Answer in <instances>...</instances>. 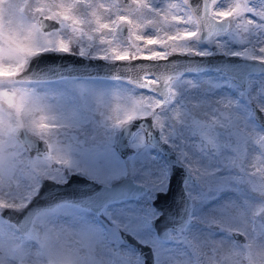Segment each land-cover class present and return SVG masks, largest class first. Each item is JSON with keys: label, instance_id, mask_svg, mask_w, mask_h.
<instances>
[{"label": "rangeland", "instance_id": "374dc122", "mask_svg": "<svg viewBox=\"0 0 264 264\" xmlns=\"http://www.w3.org/2000/svg\"><path fill=\"white\" fill-rule=\"evenodd\" d=\"M236 2L219 0L216 7L217 10L231 8ZM241 2H247L254 10L244 17L253 21L252 25L245 24L248 28L245 44L233 40L227 48L218 49L197 38L185 46L204 53L217 50L230 53L244 46L255 49L264 44V0ZM38 3L39 0H0V40L33 24ZM145 3L153 11L144 8L134 13L133 19L143 25L140 31L146 37L159 35L157 29L167 27L163 21L159 23L160 13L167 14L170 21L172 5H176L173 11H184L183 0H145ZM99 4L110 9L103 13L106 22L133 9L129 0H91V7L74 10V15L85 20L84 29L88 33L93 27L89 13ZM187 13H192L189 7ZM227 29L231 34L243 35L235 19L229 21ZM125 30V34L118 31L113 35L116 45L126 46L127 26ZM179 30H194V26H179ZM45 32H58L70 40L76 49L72 51L79 52L83 45L86 55L89 50L98 53L103 47L98 44V37L94 36L92 41L77 39L60 25ZM171 87L176 91L175 96H167L155 114H148L194 180L185 186L192 200L189 220L182 229H170L169 239L164 241L151 225V218L158 212L151 198L155 190L164 189L167 180L164 158L144 141L141 129L134 130L129 137L128 144L134 152L125 159L113 145L116 131L122 125L117 126V119H123V110L130 109L133 100L145 103L161 100L157 93L121 78L0 81V90H26L43 108L42 112L24 110L18 114L15 109L0 104V202L19 206L34 192L40 176L63 180L70 171L82 172L105 183L129 173L137 182L149 186V191L138 197L110 202L97 214L71 203L42 209L33 221L43 219L47 235L43 230H32L31 224V236L27 233L14 236L10 229H16L14 224L0 216V227L4 228L0 234V258L10 259L11 264H110V253L115 249L124 254L120 264H143L137 249L120 237L118 230L123 229L151 245L154 264H218L216 250L221 251L219 264H264V246L250 240L245 248V236L241 240L233 236L234 231H247L253 222L264 227V175L255 173L257 167H264V144L258 141L264 126L251 112L252 103L264 111V74H248L245 85L241 86L224 72L201 70L176 76ZM221 112L231 118L234 126L248 130L239 139L238 153L237 141L225 130L211 125L213 116ZM39 115L49 117L47 136L31 127V120ZM9 125L15 130L24 126L46 144V149L29 153L15 133L6 135ZM98 152L104 153L108 161L103 169L93 163ZM189 165L198 166L201 171L194 173ZM125 210L135 213L136 226L131 230L122 228ZM84 227L96 230L95 241L90 246L82 242L80 231Z\"/></svg>", "mask_w": 264, "mask_h": 264}, {"label": "snow or ice", "instance_id": "6c2138e0", "mask_svg": "<svg viewBox=\"0 0 264 264\" xmlns=\"http://www.w3.org/2000/svg\"><path fill=\"white\" fill-rule=\"evenodd\" d=\"M129 3L133 6L129 14L117 15L107 22L103 19V13L110 10L106 5L99 4L97 7L92 8L89 16L91 17L90 23L93 27L91 33H88L84 29L85 20L74 15V10L80 6L91 7V0H39L37 7L34 9L35 22L20 31H14L11 34L5 35L0 40V81H10L19 77L25 69L28 60L41 51L64 53L72 51V42L66 40L58 32L55 34L45 32L43 21L52 20L57 22L62 29L75 34L77 39L83 38L92 41L94 36L98 37V44L103 46L101 51L93 53L89 50L87 54L92 55L95 59L111 62L137 60L162 61L167 60L172 55H187L189 53L202 56L205 55L204 52L187 47L185 43L200 38L204 42L215 45L218 49L221 47L227 48V45L233 40L243 45L245 44L244 36L248 33V28L245 27V24H253L251 20H244L246 13L254 11L247 2L237 0L231 8L217 10L216 5L219 3V0H204L203 15L196 16L194 13H187L189 0H183L184 11L177 13L173 11L176 5H172L173 10H170L172 11L170 21L167 14L160 13L159 23L163 21L167 27L158 28L159 35L146 37L140 31L143 25L138 20L133 19V14L138 13L144 8H149V11H153V9L145 3V0H129ZM234 19L236 27L243 30V35L231 34L230 30L224 27H216L217 25H225L226 21ZM242 20H244V23H240ZM188 25H193L194 30H179V26ZM122 26H127L129 29L128 41L126 46L123 47L116 45L113 39V35ZM172 26H175V30H172ZM221 33H223V36H221ZM79 54L81 56L86 54L83 45L79 48ZM229 55L247 58L264 65V44H260L255 49L244 46L239 51L230 52ZM173 79V75L144 72L140 75L138 83L141 87L148 90L163 87L169 97H174L176 91L171 87ZM164 103V100H157L155 103L133 100L131 108L123 110V119H117V126L130 121L138 113L142 115H147L149 112L155 114L156 109L162 107ZM0 104L6 105L10 109H15L18 114L24 110L29 112L43 111L41 102L39 100L33 101L31 94L26 90L11 92L0 90ZM117 111H120V109L118 108ZM52 118L54 119L55 117ZM48 119L49 117L45 115L33 118L30 122L32 129L45 136L49 135V125L46 122ZM157 119L159 120L160 118L157 117ZM211 125L225 130L237 141L236 152L238 153L239 139L248 130L234 126L231 118L222 112L213 116ZM161 126L163 127V125ZM14 133L15 128L10 125L7 126L6 135L12 136ZM258 141L264 144V133L260 134ZM93 163L98 169H103L108 161L104 153L98 152L93 158ZM189 166L193 169L194 173L198 174L201 171L198 166ZM255 173L264 175V167H257ZM7 206L0 202V208ZM121 223L124 229L131 230L135 228V213L125 210V218ZM10 229H13L12 235H21L16 229ZM31 229L43 230L45 235H47L48 231L45 221L39 218L32 222ZM3 231L4 228L0 227V234ZM25 233L31 236L33 231L28 229ZM80 235L85 246H90L95 241L96 230L91 227H84L81 229ZM240 235L245 236V248L249 246L250 240L257 246H264V227L258 226L255 222L248 227L247 231L241 232ZM214 255L219 264L221 251L216 250ZM123 259L124 254L119 250L113 249L110 253V264H120ZM0 264H11V260L0 258Z\"/></svg>", "mask_w": 264, "mask_h": 264}, {"label": "water", "instance_id": "95a60500", "mask_svg": "<svg viewBox=\"0 0 264 264\" xmlns=\"http://www.w3.org/2000/svg\"><path fill=\"white\" fill-rule=\"evenodd\" d=\"M204 0H189V8L196 16L203 15ZM44 30L55 29L59 24L55 21H43ZM225 25L217 28L227 29ZM125 34V26L119 30ZM200 39V38H199ZM201 70H217L231 76L244 86L248 74H264V65L247 58L234 57L223 51L207 52L205 55H172L162 61H118L111 62L93 58L92 55L81 56L79 52L41 51L31 57L17 80L48 81L62 77H102L121 78L136 85L144 72L151 74L178 75ZM144 88V87H142ZM146 89V88H145ZM159 95L161 100L167 98L163 87L150 90ZM253 117L264 126V111L256 103L251 104ZM141 129L146 143L155 147L168 166V174L164 189H157L151 198L152 206L158 210L151 218L155 234L164 241L170 236V229H182L190 215L191 197L185 186L193 181L194 176L179 158L177 151L161 137L151 114L135 116L123 123L116 131L113 141L118 155L125 159L134 152L128 144L134 130ZM15 136L26 147L29 153H38L46 149V144L24 126H18ZM149 191V186L137 182L132 175L124 173L111 179L108 183L100 182L79 171H70L63 180H55L40 176L38 184L26 201L19 206L0 208V216L14 224L20 234L25 233L33 222L35 214L60 203H71L82 206L97 214L110 202L133 199ZM120 237L127 244L135 247L142 257L143 264H154L153 250L149 243L139 241L130 232L119 229ZM241 232L234 231L233 236L242 238Z\"/></svg>", "mask_w": 264, "mask_h": 264}, {"label": "trees", "instance_id": "16d2710c", "mask_svg": "<svg viewBox=\"0 0 264 264\" xmlns=\"http://www.w3.org/2000/svg\"><path fill=\"white\" fill-rule=\"evenodd\" d=\"M72 50H76V49H75V48H72ZM29 192H30V191H29ZM29 192H28V193H29Z\"/></svg>", "mask_w": 264, "mask_h": 264}, {"label": "flooded vegetation", "instance_id": "af4514ba", "mask_svg": "<svg viewBox=\"0 0 264 264\" xmlns=\"http://www.w3.org/2000/svg\"><path fill=\"white\" fill-rule=\"evenodd\" d=\"M235 238H236V237H235ZM237 239L241 240L242 238H237Z\"/></svg>", "mask_w": 264, "mask_h": 264}]
</instances>
